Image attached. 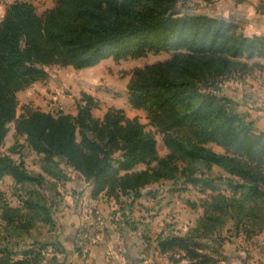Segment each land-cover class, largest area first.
Returning a JSON list of instances; mask_svg holds the SVG:
<instances>
[{"label": "trees", "instance_id": "16d2710c", "mask_svg": "<svg viewBox=\"0 0 264 264\" xmlns=\"http://www.w3.org/2000/svg\"><path fill=\"white\" fill-rule=\"evenodd\" d=\"M180 1L55 0L42 13L28 0L8 4L0 21V180L10 175L16 185L33 188L22 206H0L7 232L1 240L19 243L31 235L35 220L50 229L56 226L53 203L36 190L44 175H32L23 162L2 153L10 123L15 137L42 157L43 173L62 177L58 167L63 160L90 183L93 198L105 194L117 203L122 195L135 200L151 183L178 175L192 186L217 191L205 172L197 175V165L206 171L216 165L228 174L232 195L212 194L206 209L214 216L204 224L206 230L225 227L227 213L237 223L264 214V132L221 93L224 79L245 72L248 60L264 58V37L245 35L232 20L181 13ZM162 51L171 57L134 68L126 86L129 104L146 111L154 131L115 106L95 117L98 101L85 91L75 115L28 107L17 113L18 92L47 82L46 66L82 69L107 58L120 61ZM156 134L170 150L165 156L159 155ZM156 240L160 252L175 263L174 254L183 250L193 264H220L211 255L217 251L214 245L163 232ZM15 243L0 247V264H39L43 249L61 250L58 243L34 241L17 259L9 247Z\"/></svg>", "mask_w": 264, "mask_h": 264}, {"label": "rangeland", "instance_id": "374dc122", "mask_svg": "<svg viewBox=\"0 0 264 264\" xmlns=\"http://www.w3.org/2000/svg\"><path fill=\"white\" fill-rule=\"evenodd\" d=\"M29 1H32L36 5L39 13L43 12V8H48L54 5V0ZM223 5L224 0H181L178 3V8L181 13L207 14L213 16L218 8H223ZM171 55V52L162 51L158 54L150 53L147 56L128 58L120 61H115L113 58H107L102 61L100 65L85 67L82 69H75L72 66H46L45 69L49 73L47 83L44 84L38 82L32 93L36 96V99L32 98L31 94L20 92L18 96L19 106L17 113L18 115L22 114L25 111V107L31 109H46V111H50L49 103L55 101L57 102V108L59 106V110L71 113V111H73L71 107L75 106V111H77L76 101L80 98L81 92L84 91L82 88H84L92 91V93H94V98L98 101V107L93 110L95 117H102L109 107L115 106L122 108L127 116L137 117L141 122L146 124L147 130L154 131V128L149 124L146 111L143 109H135L129 104L126 86L134 68L154 63L156 61L166 60L171 57ZM247 63L249 67L246 68L245 72H241L240 70L231 77L224 79L221 83V93L232 98L236 102L237 109L240 112V106L243 102V86H247L246 84L250 81L255 84L254 82L256 81L257 76L255 58L248 60ZM93 73L96 80H92ZM99 75L102 77H99ZM81 84L83 85L80 86ZM58 93L64 97V100L68 102L69 106L65 107L66 104L58 101V97H56ZM36 100L46 104L42 105L38 102L36 105ZM60 106L62 107L61 109ZM53 114H56V112ZM156 138L158 141L157 148L159 155L165 156L170 150L163 143L161 135L156 134ZM210 146L218 152L223 151V149L216 144H211ZM2 153L10 154L16 162H23L25 169L32 175L43 174L44 163L42 162V157L29 148L22 137H15L14 123L9 124V133L2 146ZM63 162V160L59 162L58 168L60 169L58 170L60 172L65 170L70 176L61 173V175H63L62 177H58V175L53 176L56 181H51L52 176L44 174L43 185L39 189L36 187V190H39L41 197L49 204L56 201L53 198V188L55 189L56 184H62V180L67 182L73 181V183L68 182V185L72 186V188H78V186L84 184V182L81 181L82 179L74 171L69 170L65 164H63L62 167L60 166ZM143 167L145 166H139L138 168L140 169ZM203 172H205V176L210 178L216 185L217 191L203 190L199 187L192 186L191 184L186 183L182 175H178L176 179H161L157 182L151 183L142 190V193L144 192L145 194L143 193L141 197L137 198V201L130 198L131 203H129V201H126L129 200V198L124 195L120 197V203H117L115 199L114 201L118 204L119 208L120 204L123 203L132 204L133 208L131 209V212L133 213L132 215L135 220L141 221L142 219L143 221L145 219H150L154 222V227L149 228V230L143 229V227L141 228V235L145 238L157 237L160 232H166L167 234L183 233V235L189 236L192 242L209 246V244H213L217 239L223 241L226 226L224 227L223 224L221 229V226H219V228L216 229V232L206 230L204 224L209 222L210 218L214 216L212 211L206 209L208 207V202L211 199L212 194L216 192H222V194L227 196H231L232 194L229 187L226 185L228 174L221 167L215 165L210 171H206L204 166L197 165V175H200ZM65 176L66 178H64ZM31 188H33V186H30V184L16 185V182L10 175H5L0 180V206L4 203H9L12 206H22L23 201L29 197L28 190ZM147 195H150V197H147ZM225 218L227 221L230 220L228 213ZM88 220L90 221V223L87 224L89 226L93 225L96 221L102 220V217L95 221L93 218ZM33 224L30 234H34L33 237L39 235L46 238V232L49 226L38 220H35ZM174 231L177 233H174ZM3 235L7 236V232H5L3 223L0 220V238ZM30 236L32 237V235ZM30 236L27 238L25 237V239H19L17 242L30 245L34 240L33 237L30 240H27ZM16 240L17 239L14 238L10 241L15 243ZM34 241L37 240L35 239ZM201 249L204 251L206 250L203 247H201Z\"/></svg>", "mask_w": 264, "mask_h": 264}, {"label": "crops", "instance_id": "0c3cea01", "mask_svg": "<svg viewBox=\"0 0 264 264\" xmlns=\"http://www.w3.org/2000/svg\"><path fill=\"white\" fill-rule=\"evenodd\" d=\"M14 1L0 0V21L5 15L8 4ZM53 6L43 8L42 11L44 12ZM213 16L239 22L241 31L247 36L259 35L264 37V0H224L223 8H218ZM102 61L97 65H100ZM255 61L257 65L256 81L255 84L250 81L246 84L247 86H243V102L240 110L246 118L255 122L258 131L264 132V58H255ZM99 77L102 76L99 75ZM92 80H96L94 73ZM37 84L38 82H35L20 92L31 94L32 98L36 99V96L32 93ZM82 89L94 96L92 91ZM20 92H18V96ZM56 97H58V101L66 104L65 107L69 106L62 95L58 93ZM38 102L42 105L46 104L36 100V105ZM71 109H73L71 114L75 115L77 112L75 106H72ZM41 110L46 111V109ZM63 164L69 170L74 171L66 162H63L60 166L62 167ZM74 172L84 182L82 186L72 188L68 185V182L73 183V181L62 180V184H56L55 189L53 188V198L56 201L52 203L56 226L52 229L48 228L46 238L39 235L33 237L34 234H31L33 239L39 242L58 243L61 246L60 262L65 264H125L128 261H133L135 264H193L187 260L176 263L171 261L167 253L160 252L156 237L145 238L141 235V228L149 230V228L154 227V222L150 219L135 220L131 212L132 204L123 203L120 204L119 208L114 199L105 194L93 198L90 183L78 172ZM62 173L70 176L65 170ZM51 181H56L55 177L52 176ZM147 197H150V195H147ZM126 201L131 203V199ZM101 217L103 225L97 226L98 232H100V240L90 246L88 253L78 254V232L87 229L86 226L90 223L88 219L93 218L95 221ZM225 230L223 241H214L213 244H209L217 248V251L211 253V255L220 259V264H264L263 213L259 212L250 218H244L238 223L230 219ZM174 233L177 232L174 231ZM164 234L167 235L166 232ZM180 235H183V233ZM32 237L30 236L27 240ZM7 241H10V239L1 240L0 247L7 245ZM24 244L21 242L9 246L12 247L11 250L13 249L17 259L23 258V251L31 245ZM206 252L210 253L208 250Z\"/></svg>", "mask_w": 264, "mask_h": 264}, {"label": "built area", "instance_id": "2783aa9c", "mask_svg": "<svg viewBox=\"0 0 264 264\" xmlns=\"http://www.w3.org/2000/svg\"><path fill=\"white\" fill-rule=\"evenodd\" d=\"M57 102H50L49 107L50 111L53 113H57L59 111V106L57 108ZM62 107L60 106V109ZM99 225H103V221L99 220L94 222L93 225H87V229L82 230L77 237V253L78 254H86L89 252L90 246L93 243H96L100 240V232H98ZM93 230V231H92ZM61 255V250L55 247H48L43 249L41 252V258L39 260V264H60L59 256ZM174 256L181 260H187L191 262L190 258L186 256V252L183 250H178ZM125 264H135L133 261H128Z\"/></svg>", "mask_w": 264, "mask_h": 264}]
</instances>
